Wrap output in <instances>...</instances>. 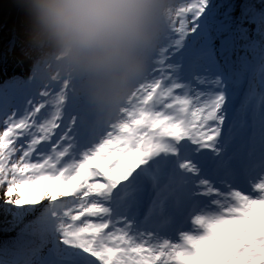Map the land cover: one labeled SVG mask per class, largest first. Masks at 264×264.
Returning <instances> with one entry per match:
<instances>
[{
    "label": "snow or ice",
    "instance_id": "6c2138e0",
    "mask_svg": "<svg viewBox=\"0 0 264 264\" xmlns=\"http://www.w3.org/2000/svg\"><path fill=\"white\" fill-rule=\"evenodd\" d=\"M0 208V264H264V0L174 3L115 114L6 78Z\"/></svg>",
    "mask_w": 264,
    "mask_h": 264
},
{
    "label": "clouds",
    "instance_id": "9594fccd",
    "mask_svg": "<svg viewBox=\"0 0 264 264\" xmlns=\"http://www.w3.org/2000/svg\"><path fill=\"white\" fill-rule=\"evenodd\" d=\"M21 55L42 83L67 82L115 114L136 95L175 0H11Z\"/></svg>",
    "mask_w": 264,
    "mask_h": 264
},
{
    "label": "trees",
    "instance_id": "16d2710c",
    "mask_svg": "<svg viewBox=\"0 0 264 264\" xmlns=\"http://www.w3.org/2000/svg\"><path fill=\"white\" fill-rule=\"evenodd\" d=\"M20 42V20L17 10L11 0H0V83L9 77L27 78L32 74L30 62L21 55ZM25 62L29 64L27 76L20 71L21 64ZM10 221L11 216L6 215L0 208V242L13 238L18 231L12 227Z\"/></svg>",
    "mask_w": 264,
    "mask_h": 264
},
{
    "label": "rangeland",
    "instance_id": "374dc122",
    "mask_svg": "<svg viewBox=\"0 0 264 264\" xmlns=\"http://www.w3.org/2000/svg\"><path fill=\"white\" fill-rule=\"evenodd\" d=\"M179 0H175V3H178ZM26 70H29V64L27 62L21 64L20 71L24 73Z\"/></svg>",
    "mask_w": 264,
    "mask_h": 264
}]
</instances>
